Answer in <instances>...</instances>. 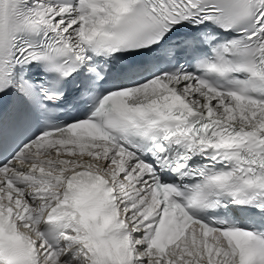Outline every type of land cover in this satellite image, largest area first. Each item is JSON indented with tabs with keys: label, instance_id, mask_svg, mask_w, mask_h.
Returning <instances> with one entry per match:
<instances>
[{
	"label": "snow or ice",
	"instance_id": "snow-or-ice-1",
	"mask_svg": "<svg viewBox=\"0 0 264 264\" xmlns=\"http://www.w3.org/2000/svg\"><path fill=\"white\" fill-rule=\"evenodd\" d=\"M0 264H264V0H0Z\"/></svg>",
	"mask_w": 264,
	"mask_h": 264
}]
</instances>
